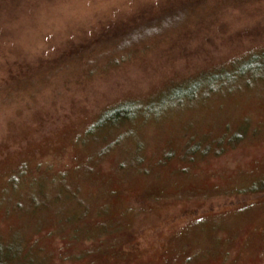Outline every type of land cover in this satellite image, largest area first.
Masks as SVG:
<instances>
[{
  "label": "rangeland",
  "instance_id": "rangeland-1",
  "mask_svg": "<svg viewBox=\"0 0 264 264\" xmlns=\"http://www.w3.org/2000/svg\"><path fill=\"white\" fill-rule=\"evenodd\" d=\"M169 1L0 0V264H264V65L161 103L263 51L264 0L116 49ZM123 101L132 120L90 130Z\"/></svg>",
  "mask_w": 264,
  "mask_h": 264
},
{
  "label": "trees",
  "instance_id": "trees-1",
  "mask_svg": "<svg viewBox=\"0 0 264 264\" xmlns=\"http://www.w3.org/2000/svg\"><path fill=\"white\" fill-rule=\"evenodd\" d=\"M205 3V0H173L169 1L167 4L158 6L157 11L151 15L146 16V14H139L136 17L138 22L130 25L129 28H121L123 30L115 34L118 44H116V49H131L142 43H145L146 39L152 36H157L159 34H167L170 29L178 28L181 23H185L188 19L190 13H193L197 8L201 7ZM146 19L140 21V19ZM140 21V22H139ZM166 32V33H165ZM144 39V41H143ZM143 41V42H142ZM83 49V48H82ZM248 60V61H247ZM246 63L243 61L238 68L234 70H222V71H211L205 70L197 75L186 79L184 82H178L175 88L171 89L165 98H162V104L170 100H181L187 96L193 95L200 87L208 86L210 88L214 87L219 81H228L236 78L238 74L245 73L247 71L253 70V72L262 69L264 65V50L259 53H254L247 59ZM63 60L52 59L47 60V65L41 64L40 68L42 71H47L50 69H56V66L62 64ZM46 63V60H45ZM35 68L31 65L19 66V68L13 70L11 69L8 73L7 84H11L16 88V84H29L37 79L39 74L33 73ZM44 77V76H43ZM11 86L9 87L11 89ZM161 104V105H162ZM160 107V105H159ZM139 105L134 103V101H123L111 107L103 109L97 120L90 127V130L94 133L100 129L108 126H116L120 123L132 120L137 114ZM97 126V128H96Z\"/></svg>",
  "mask_w": 264,
  "mask_h": 264
}]
</instances>
